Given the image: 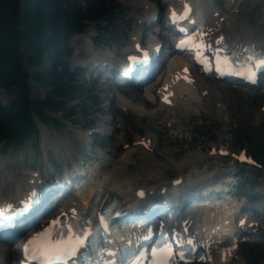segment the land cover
<instances>
[{"label":"rangeland","instance_id":"obj_1","mask_svg":"<svg viewBox=\"0 0 264 264\" xmlns=\"http://www.w3.org/2000/svg\"><path fill=\"white\" fill-rule=\"evenodd\" d=\"M76 1L85 4L83 0ZM147 1L106 0L107 4L116 6L113 23L107 25L102 20L91 21L85 32L70 38L68 69L75 72L78 67L88 66L86 71L74 78L76 85L84 88L86 94L73 95V100L66 102L63 110L53 106L47 107V114L51 117L47 122H42L41 118L35 115L37 133L20 149L8 142H0V196H11L16 191L17 182L30 171L42 170L49 174L52 168L56 171L59 169V163H65V170H73L72 165L67 162L73 161L71 158H79L85 131L93 128H98L100 132L93 136L99 146L96 152L99 156L106 155L109 159L108 165L100 170V160L92 161V169L99 176L96 182H107L110 180V174L118 171L125 182L135 181L138 185L147 186L146 188L176 176H183L190 185H195L206 177L212 179V175L221 170L233 168L232 165L236 164L235 156L244 149H254L255 143L264 138V84L260 88H243L216 82L207 77L206 82L212 86L213 91L219 92L220 98L217 97V101L207 103L204 97L198 100L183 92H176L172 105H164L154 96L157 81L151 83L150 89L147 87L143 91L132 87L140 94L139 101L132 93L126 97L122 95L124 98L119 97L118 91L131 92L132 88L129 86L116 88L103 77L95 79L90 69L95 62L105 57L120 60L123 53L132 48L133 42L130 41L133 37H139L144 43L150 37L160 36L159 28L162 24L149 30L141 24L146 17ZM226 3V0H222L220 5L224 9L219 8L225 16L236 15L238 19L244 18L250 25L264 17V0H235L236 9ZM165 8L164 5L162 9ZM206 8L208 11L213 10ZM233 11L238 12L232 15ZM256 23L262 24L264 28V21L259 20ZM104 29L108 30L103 32ZM97 39H100L101 44H97ZM21 48L25 51L22 61L23 69L27 72V95L31 100H43L47 97L50 86L34 77L33 73L39 68H33L29 64L26 43ZM174 59L175 57L170 62ZM23 90V87L15 85L0 89L1 103L9 104L20 96ZM192 91L199 93L195 89ZM118 97L126 101L127 110L118 108V105H121L118 103ZM84 103H87V111ZM149 135L154 139L151 150L140 145V140ZM223 148H229L233 153L222 155L220 150ZM129 150L131 154L127 158L128 161L122 164L119 161ZM247 172L250 173L251 169H247ZM252 172L257 180L256 184L261 182L259 177L263 179V185L257 189L258 192L263 191L264 166L253 168ZM126 176L128 180H125ZM88 187L89 185H85L81 189L82 194L79 193L77 200L80 204ZM251 192L254 193L255 190ZM228 202L232 203L231 200ZM261 208L264 210V203ZM230 211L234 213L233 206ZM237 215L236 213L235 216ZM18 239L13 244L0 245V264H16V257L20 254ZM250 239L252 242L242 243L228 262L214 261L207 264H264V233L251 235ZM5 249L9 252H4Z\"/></svg>","mask_w":264,"mask_h":264},{"label":"trees","instance_id":"obj_2","mask_svg":"<svg viewBox=\"0 0 264 264\" xmlns=\"http://www.w3.org/2000/svg\"><path fill=\"white\" fill-rule=\"evenodd\" d=\"M84 2L85 5L76 0H0V89L13 85L24 89L9 104L0 101V141L21 147L37 131L35 114L50 120L44 108L61 109L73 95H84V88L74 81L77 73L68 69L69 40L84 31L88 22L113 23L116 13V6L106 0ZM20 40L26 41L29 64L40 68L34 77L50 86L43 100H31L27 95V72L22 61L25 51ZM83 106L87 111V103ZM254 147L255 156L264 161V138Z\"/></svg>","mask_w":264,"mask_h":264},{"label":"bare ground","instance_id":"obj_3","mask_svg":"<svg viewBox=\"0 0 264 264\" xmlns=\"http://www.w3.org/2000/svg\"><path fill=\"white\" fill-rule=\"evenodd\" d=\"M162 4L164 5V1L161 4H159V6ZM227 4L228 5H234L233 7H235V4L232 0H229ZM160 9L161 8H159V9L153 8L152 10H148L149 15L157 14V12ZM198 13H199V15L194 14V19L199 21V23H201V19L208 17L206 14V11H203L202 13H200V12H198ZM212 18L211 19L213 20V22L209 23L205 30H206V32L209 31L210 38L213 42L217 38L224 37L225 39H223V41L229 42V43L231 42L233 47H235L236 45H239V44L250 43V42H253V43L259 44V45L264 44V28H263L262 24L255 23V25H253V26H248L244 20H242L241 18L238 19L237 17H233V16L232 17L226 16L225 20L222 22L220 20L218 21L214 15H212ZM214 20H216V23H214ZM231 40H233L234 42H232ZM184 66L185 65H183L182 63L175 62L168 68V79H167V81H168V85L171 87V89H173L174 91H180V90L186 91L187 94L193 98H197V97L200 98V97H202L203 92H206L205 93L206 94L205 101L207 103L213 102V100L217 101L218 100L217 97L220 98L219 92L216 90L213 91L212 86L207 84L205 78L195 82L198 85V87L200 88L199 89V93H200L199 95H197L198 93L196 94L194 91H192L193 89L196 90L197 88H194L191 85L184 84L182 82H177L175 80V75L180 74L182 72V69ZM191 88H192V90H191ZM130 91L131 92H128V94L132 93L133 95H135V98L137 100L141 101L140 100L141 97L139 96L140 94L137 92L136 88H132ZM209 97H211V99ZM150 139H152V136L149 135L146 138V140L149 141ZM153 140L151 142L152 144H153ZM130 154H131V151L130 150L127 151L119 162H121V163L125 162L126 163V161H128L127 158L130 156ZM119 170L122 172L121 169H119ZM110 175L111 176H110L109 181H107V182L99 181L95 187L91 188V191L86 195V198L84 195V198H85L84 201L85 202H83V209H81L82 211L77 206V204L75 205L74 203H68L66 205L65 210L57 212L56 215L62 216L63 213H69V212L78 211V210L80 212H84L86 210V207L94 200L95 195L98 192V189H103V193H102V195H99L97 205H100L101 200L103 199V197L106 194H108L110 196V198L113 196H116L117 198L122 199L124 201L125 197L132 196V193H133V195H135L140 190L144 189V188H138L135 181H132V182L126 181L125 182L124 180H122L121 173L118 171H116ZM125 180H128V176H126ZM20 183H22V181ZM20 183L17 182V184L15 186H18ZM94 193H96V194H94ZM210 206L211 205H207L202 210L203 218H204L202 224H203V227L205 229V232H207L211 236H214V238H215L214 241L221 238L222 232H225V235H227L229 237H234L235 232L231 227H229L227 229L224 228V226L227 222H229L230 220L232 221V216H230V215H232V213L230 211L229 212L227 211L225 213H219V214L214 213L212 210L213 208L212 207L210 208ZM127 229L128 228H126L125 230H127ZM125 230H123V231L117 230L118 235L123 236V233H126ZM6 243H8V244L11 243L9 238H6L5 240L2 241V244H6ZM213 246H215V244ZM5 248H6V246H5ZM219 250H220V247H218V251ZM4 252L8 253L9 251L7 252V249H5Z\"/></svg>","mask_w":264,"mask_h":264},{"label":"snow or ice","instance_id":"obj_4","mask_svg":"<svg viewBox=\"0 0 264 264\" xmlns=\"http://www.w3.org/2000/svg\"><path fill=\"white\" fill-rule=\"evenodd\" d=\"M188 11V9H186ZM172 18L176 19V14L172 13ZM192 40H186L182 41L181 43L177 44L178 48H183L186 46L192 45ZM197 50V58H200L201 52L200 50L204 47V45L198 44L194 45ZM130 60H133L135 62V58H129ZM249 62L251 68H259L264 67V57H255V56H249ZM224 63H227V58H225ZM219 71V68L217 69ZM249 78H254V72H251L249 74ZM241 161L245 160V157L241 155L239 157ZM251 163V161H248ZM35 198V196L33 197ZM57 221H52V225H56ZM241 225L244 224V221H240ZM4 227V222L0 221V228ZM72 239L68 241H53L50 237V234L47 230H45L42 233H38L35 237L31 238L26 246H25V255L29 256L32 259H39L41 261V264H51L52 260L60 259L65 255H75V251L78 247H81L84 245L85 240L88 236H90V233L87 231H81L80 235L77 236L75 234L71 233ZM189 244H191V240H189ZM154 256H159L160 258L155 262V264H169L170 258L174 255V253L171 250L170 246H166L162 250H154L153 251ZM181 259H183V254L181 253Z\"/></svg>","mask_w":264,"mask_h":264}]
</instances>
